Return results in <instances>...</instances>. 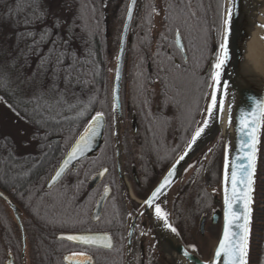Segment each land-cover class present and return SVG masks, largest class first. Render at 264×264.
Masks as SVG:
<instances>
[{"label":"trees","instance_id":"16d2710c","mask_svg":"<svg viewBox=\"0 0 264 264\" xmlns=\"http://www.w3.org/2000/svg\"><path fill=\"white\" fill-rule=\"evenodd\" d=\"M127 1L47 0L51 4V13L60 17L62 35L66 36L67 25L75 22L73 47L82 60L89 62L90 71L86 85H70L64 92L67 104L57 106V93L47 92L45 99L53 105L51 110L44 111L47 124L40 127L26 123L30 127V138L36 133L37 139L33 150L24 153L25 158L17 161L16 167L3 162L2 158L7 157L8 152L0 149V188L16 204L25 228H32L31 256L35 264H64L62 254L71 243L56 239V233L107 229L109 200L102 207L100 219L93 222L90 218L104 183L112 184L113 196L117 199L115 220L116 214L120 215L114 110L110 66L107 65L110 54L107 47V9L112 5L123 16ZM17 2L0 0V79L8 81L6 89L0 88V104L25 122L42 117L34 113L36 100L23 82L33 73H37L33 85L41 79L48 83L51 76L50 71L44 73L38 69L39 55L46 53L50 44L43 45L38 55L37 50H30L29 46L34 39H39V35L29 36L27 33H39L45 25L50 26L52 16L49 15L45 25H25L23 21L35 4L8 18V6L15 8ZM222 3L225 4V0H137L121 88L124 110L120 118V139L124 161L136 167L141 181V196L148 193L182 152L202 119V110L211 89V64L220 23L218 5ZM177 31L186 59L175 43ZM60 88L64 89L63 83ZM68 105L76 107L70 109ZM96 112H102L105 120L98 150L92 156L79 160L55 185L45 188L49 175L70 143ZM126 117L134 119L135 133L128 127ZM5 136L9 135L0 129V146L6 144ZM54 136H61V139L50 140ZM37 145L48 146L41 151ZM222 145L219 134L212 145L192 160L191 167L185 169L191 173L174 184L171 204L165 207L169 205L172 210L171 205L183 195L188 196L190 203H198L200 208L210 203L211 195L213 197L219 191ZM102 168L108 169L103 180L95 188L88 189L89 178ZM213 173L214 178L208 181ZM211 185L213 188L208 189ZM254 187L248 264H264V123ZM10 212L0 199V261L5 258L7 250L20 257L18 229H12ZM171 222L180 232L176 223ZM184 222L186 225L187 220ZM159 255L157 259L164 260L162 253ZM95 264L104 263L96 258Z\"/></svg>","mask_w":264,"mask_h":264},{"label":"snow or ice","instance_id":"6c2138e0","mask_svg":"<svg viewBox=\"0 0 264 264\" xmlns=\"http://www.w3.org/2000/svg\"><path fill=\"white\" fill-rule=\"evenodd\" d=\"M237 3L238 0H228L227 4L222 3L218 5L220 19L216 31L218 42L211 64V84L209 87L212 91L210 94V102L205 109L206 118L203 120L202 126L195 129L191 140L187 144V150L172 165V169L164 176L159 185L143 201L142 207L151 209L155 219L158 222H162L163 229L176 236H180V232L171 222L169 213L165 208L166 201L162 200L161 197L165 194L164 190L173 183L177 165L185 160L193 145L207 134L214 123L218 122V113L225 111L224 97L229 94V81L224 80L223 86H221V82L222 76L225 74V69L233 58L234 50L239 48V40L235 38L232 27L233 19L237 14ZM33 4H35V7L32 8L31 13L23 21L25 25L34 26L37 23L45 25L49 15L51 14L52 16L50 26L45 25L39 33H27L29 36L39 35V39H34L32 45L29 46L30 50L35 48L38 55L43 45L50 44L48 51L43 55H39L38 69L44 73L50 71L51 76L49 77L48 83H45L41 79L33 85V80L37 75V73H33L32 77L27 78L23 82L28 86L31 96L36 100L34 113L42 117L40 120H29L25 121V123L44 127L47 124V118H44V111L51 110L53 107L45 99L47 92L53 91L57 93L55 101L57 106L67 104L64 98V92L67 91L70 85H86L88 83L86 77L90 71V67L89 62L82 60L77 54V49L73 47L74 40L76 39L74 32L76 27L75 22L67 25V35H62L61 28L63 26L60 24V17L51 13V4L47 0H18L15 8L11 5L8 6L7 17L11 18L13 14L23 13L27 8L32 7ZM132 4H135V0H132ZM131 14L132 7H129V17H131ZM259 26L264 28V24H260ZM125 27L127 26L125 25ZM175 43L177 47L183 48L180 42L179 31H177V40ZM89 55H91L90 52ZM61 83L64 85L63 90L60 88ZM7 84L8 81L6 79H0V88L6 89ZM218 92L221 93V98L217 111ZM248 99L251 101V108L250 110H242L238 120V131L242 137L240 142L242 152L240 160L242 162L239 164H230L228 146H225L223 162L224 223L222 237L218 240L213 258L210 261L202 262V264H248L249 237L254 206L257 145L259 144L258 131L261 124L264 123V98H257L255 95H251ZM68 107L71 109L76 106L68 105ZM227 112V123L231 126L233 122L231 104ZM80 115H83V112ZM103 119L104 114L102 112H96L91 117L84 133L72 145L71 150L67 154V159L63 161V165L51 177L52 181L58 180L72 161H79L90 151L93 141L98 135L97 129L102 126L101 122ZM18 135L21 137L18 144L9 136H5L3 139L6 141V144L0 146V149L7 150L8 152V156L2 158L3 162L12 168L17 166V161L25 158L23 150L31 148L37 139L36 133H33L31 139H28L27 129L19 131ZM46 146L48 145H37L36 147L42 151ZM17 151H20L19 155L16 154ZM107 171L108 169L105 168L99 175H104ZM49 187H51V184ZM107 192L108 188L105 187V193ZM141 234L144 235L146 233L142 232ZM129 235L131 236V233ZM60 239L79 242L88 246H102L108 249L113 247L111 237L106 234L103 236L69 234L66 236L61 235ZM129 243H131V240H129ZM150 247L154 248L155 245ZM190 247L193 250L196 248L195 245H190ZM182 254L185 258L194 259L187 249H184ZM64 259L69 262L75 261V264H92V258L85 251L71 252ZM197 264H201V262H197Z\"/></svg>","mask_w":264,"mask_h":264},{"label":"water","instance_id":"95a60500","mask_svg":"<svg viewBox=\"0 0 264 264\" xmlns=\"http://www.w3.org/2000/svg\"><path fill=\"white\" fill-rule=\"evenodd\" d=\"M136 1L137 0H135V4H136ZM227 2H228V0H225V4H227ZM135 4L134 5L132 4V0H128V2H127L125 14H124V19H123V23H122V28H121V33H120V37H119V43H118L115 65H114V74H113V83H112V92H111L112 105H113V110H114L113 122H114V134H115L116 167H117L118 176L122 179H123L122 159H121L122 148H121V139H120L121 110H120V96H119L120 94L119 93H120V84H121V79H122V74H123V63H124V57H125V52H126V46H127V43H130V41H131V35L129 32V28H130V23H131L132 15L134 12ZM129 7H132L131 17H129V15H128V8ZM247 24H248V18H247V15L245 14V10H244V0H238L237 14L233 19L232 27L234 30L235 38L239 40V48L234 50L233 58L230 61L229 65L226 67L225 74L222 76V82H221V84H223L224 80L229 81L230 87L235 88L242 95V97L239 99V101L236 104L235 109H234V137H233L232 142L228 146V155H229L230 164H232V163L239 164L242 162L240 160V157L242 156L241 143H240L242 137H241V133L238 131V120H239V116H240L242 110H250V108H251V101L248 99V97L251 95H255L257 98H264V91L260 94V92L253 85L249 84V82H247L245 80L246 79L245 78V70H244V67L242 66L241 56H242V42H243L245 35L248 34ZM125 25L127 27H125ZM176 40H177V33L175 35V41ZM180 42L183 45L181 37H180ZM177 48L180 50L183 58L186 59V53H185L184 45H183V48H179V47H177ZM208 68H209V64L207 65L206 70ZM211 91H212V89H210L207 102L208 101L210 102ZM115 118H117V121H118V130L115 127ZM205 118H206V112H205V115L203 116V118L201 119V121L197 127L202 126V122ZM90 120H91V118L88 121H90ZM88 121L83 126V128L80 130V132L77 134V136L74 138V140L71 142V144L69 145V147L67 148V150L65 151V153L63 154V156L61 157V159L59 160V162L57 163V165L53 169V171L51 172V174L49 175V177L45 183V188H50L49 187L50 184H51V187L53 185H55L57 182L60 181V179L63 177V175L67 172V170L69 168L75 167V164L78 161H72L68 165V167L65 169L64 173H62L61 177L58 180H56V181L51 180V177H53L55 175V172L57 170H59L60 166L63 165V161L65 159H67V154L71 150V147L75 143V140L78 139L79 136L84 133L85 128L88 127ZM101 123H102V126L99 129H97L98 135L94 139L90 151H88L84 157L92 156L100 147V145L102 143V138H103L105 120L103 119V121ZM261 126H262V124H261ZM133 130L134 131L136 130L135 123L133 125ZM219 134L220 133L218 132V130L211 127V129L207 132V134L204 135L201 139H199L195 145H193V148L189 152V155L185 158L184 161H182L179 165H177L176 174L173 178V183L164 190L165 194L179 180L181 173L184 172L186 168H188V166L192 162V160L199 153L204 151L208 146L212 145L215 142V140L217 139V137L219 136ZM260 135H261V127L258 131L259 141H260ZM59 138L60 137H52L51 139H59ZM222 141H223V145H222V160H221V169H220V197L216 198V201L219 203V205L210 214V222L212 224H216L219 222V231H218V236H217L216 242L213 246L211 255L208 259L213 258L214 250L218 244V240L222 237V229H223V223H224V204H223L224 193H223V186L221 185L222 184L221 182L223 179V162H224L226 142L223 139V137H222ZM186 150H187V145L182 150V152L178 155V157L168 166V168L160 176V178L155 183V185L152 187V189L150 190L148 195H150L151 192L159 185V183L163 180L164 176L167 175L169 170L172 169V165L176 163V161L179 159V157ZM258 150H259V144L257 145L256 166H257V159H258ZM104 169L105 168L100 169L89 179V181L87 183L88 188H90V189L94 188L98 184V182L104 177L105 174L99 175V173L103 172ZM106 187L108 188V192L105 193V188L103 189L102 193L98 197V199H97V201H96V203L92 209L91 217H92L93 221L98 220V218L101 214L102 206L110 194V187L109 186H106ZM147 196H146V198H147ZM0 199L10 208L11 212L13 213V215H14L17 223H18V226H19V230H20V234H21V240H22V247H24L25 235H24L23 225H22L19 213H18L17 206L14 203V201L1 188H0ZM143 201H142V203H143ZM143 211L148 212V214H149V213H151L152 210L146 209L145 207H143ZM204 220H205L204 216H202L199 220L198 230H199L200 234H203V232H204ZM155 232H156L157 236L159 237V239H161L159 234L157 233L156 229H155ZM69 234L100 235V236H103L106 234V235L110 236L109 233L104 232V231H77V232H59L56 234L55 237L57 239H60L61 235L66 236ZM62 240H65V241H67L69 243H73V244L83 245L79 242L68 241L66 239H62ZM160 244H161L163 251L166 252L163 248L162 242H160ZM98 247H102V246H98ZM102 248H105V247H102ZM184 249H187V248L183 245V243L180 242V247L178 249L179 253L182 254ZM187 250L189 251L191 256L194 257L193 260L203 261L199 256H197L191 250H189V249H187ZM70 253L71 252L65 253L62 257V261L65 264H75V261L69 262V261L64 259ZM175 262H176V260H175ZM92 263H93V259H92ZM6 264H14L12 259H11V256L8 257Z\"/></svg>","mask_w":264,"mask_h":264},{"label":"flooded vegetation","instance_id":"af4514ba","mask_svg":"<svg viewBox=\"0 0 264 264\" xmlns=\"http://www.w3.org/2000/svg\"><path fill=\"white\" fill-rule=\"evenodd\" d=\"M136 3H137V1H136ZM135 6H136V4H135ZM124 14H125V12H124ZM133 14H134V12H133ZM123 19H124V15H123ZM132 23H133V15H132L131 23H130V28H129L131 40H132V28H131ZM121 28H122V26H121ZM120 33H121V30H120ZM119 37H120V35H119ZM118 43H119V38H118ZM118 43H117L116 53L114 55V61H113L114 64H113V71H112V78H111V92H112L114 65H115V60H116V55H117ZM130 43H131V41H130ZM130 43H127L126 51H127V48H128ZM125 58H126V52H125L124 63H123V72H124V68H125ZM108 63H110L109 57H108ZM122 80H123V74H122V79H121V84H120V93H119L120 94L119 96H120L121 117L123 115V111H122L123 106H122V99H121ZM125 113H126V110H125ZM126 119H127V117H126ZM134 123H135L134 119L131 118V120H128L129 127L132 129H133ZM135 126H136V124H135ZM135 131L133 130L134 133H135ZM54 137H60V138L59 139H51L52 138L51 137L50 140L56 141V140L61 139V136H54ZM70 169H72V168H69L67 170V172ZM122 170H123V179L118 176L117 167H116V175H117V178H116L117 181L116 182L120 186V188H119V190H120L119 191V193H120V195H119V197H120L119 198V214L120 215L116 214L117 218L115 220V218H114L115 217V209L118 206V204L116 203L115 200H117V199L115 196H113V190L114 189H113L112 184L104 183V186H103L101 192L99 193L98 197L100 196V194L102 193L103 189L106 186L110 187V194L106 199V201L109 200L108 214H107V218H108L107 219V229L106 230H91V231H104V232L109 233L111 240H112L113 247L111 249H108V248H102V247H98V246L78 245V244L71 243V245L69 246V249L62 254V257L65 253L74 252V251H76V252L85 251V252H87V254H89L92 257V259H93L92 264H95L96 258L102 259L104 264H159V260L157 259V257L159 256L158 243H159L160 239L155 232V221L156 220L152 221L151 217H149V215H148V212L143 211V207H142V205H143L142 201L146 198V196L148 195V193L150 192V190L152 188L148 191V193H146V195L141 196V181H140L139 176L137 175L135 165L130 164V163L127 164L123 159ZM105 175H106V173H105ZM125 177L127 178L129 185H127V182L125 181ZM103 178L98 182V184L103 180ZM173 186L167 192L168 194H169V192H171V194H172V192L174 191ZM88 189H90V188H88ZM91 189H93V188H91ZM172 189H173V191H171ZM164 196L162 198H164ZM185 207H186V205L184 204V206H183V203H181L178 206L177 211L175 210L174 207L171 210L169 205L167 207H165L166 211L169 213L171 221H174L179 228L182 227V224L185 225L184 221L186 219L187 214L179 213V211L181 209H184V211H185ZM101 212H102V209H101ZM91 213H92V210L90 212V218L93 221V219L91 217ZM129 214H131V215H129ZM150 215H152V214H150ZM10 216H11L10 223L12 222V224H11L12 229H14V231H16V229H18L19 256L20 257L16 256L11 250H7L6 254H5V258L2 261H0V264H6L9 256H11V259H12L14 264H35L33 257L31 256V241H32V236H33L31 234L32 228L29 226V228L26 229L23 222H22V219H21V222L23 225V230H24V235H25V243H24V247H22V240H21V234H20L18 223H17L12 212H10ZM202 216L205 217V220H204V226H205V223L208 220V217L210 219V215L208 216L205 214ZM100 217H101V214H100L98 219H100ZM154 219H155V217H154ZM93 222H96V221H93ZM142 232H144L146 234L142 235L141 234ZM129 233H131V236L129 235ZM56 234H55V236H56ZM129 240H131V243H129ZM152 245H155V247L151 248L150 246H152ZM160 247H161V244H160ZM167 261H168L167 264H174V263H172V261L170 259H168Z\"/></svg>","mask_w":264,"mask_h":264},{"label":"rangeland","instance_id":"374dc122","mask_svg":"<svg viewBox=\"0 0 264 264\" xmlns=\"http://www.w3.org/2000/svg\"><path fill=\"white\" fill-rule=\"evenodd\" d=\"M53 2H55L56 0H51ZM128 2V1H127ZM127 5V3H126ZM107 13H108V33H107V42H108V52L109 54V59H110V63H108L107 65H109V76H110V80L112 78V71H113V61H114V55L116 53V48H117V43H118V38L120 35V30H121V26H122V22H123V16H121V13L118 11L119 9L115 10V8L111 5V7H109L107 9ZM124 15V13H123ZM209 101L204 105L203 110H202V114H201V118H203V116L205 115V109L208 105ZM115 127L118 130V121L117 118H115ZM129 127V124H128ZM130 128V127H129ZM0 129L2 130V132L8 134L13 140L16 141V143H19V140L21 139V137L18 135L19 131H22L24 129H27L28 131V139L30 138V127L23 121H21L7 106L0 104ZM131 129V128H130ZM34 144L31 148L25 149L23 150L24 153L26 152H30L33 150ZM20 152V151H19ZM200 154V153H199ZM196 158V157H195ZM122 161L124 159V156L121 157ZM187 171V172H186ZM185 172L181 173V176L179 179H181L183 176H188V174L191 173V170H186ZM213 177L214 178V173L207 178L208 181H210ZM211 178V179H210ZM125 181L127 182V185H129V182L127 180V178L125 177ZM212 181V180H211ZM214 185V184H213ZM213 186L211 185L210 187H208V189H212ZM173 191V189L171 190ZM175 191V189H174ZM174 191L169 192V194H165L164 198H162V200L166 201V204H168L169 200H171V196H174ZM220 197V179H219V191L216 194H213V197L211 195L210 198V203H206L204 204L201 208L200 206L194 203H190L189 202V198L188 196L185 197V195H183V198H180V202L178 201L176 204L173 203L171 206H173L174 208H178V206L183 203L186 205L185 207V212L184 209L180 210L181 214H187L188 218L186 217L185 221L186 225L184 226L182 224V227L179 228L180 230V237L181 239L180 242L183 243V245L191 250L193 253H195L197 256H199L201 259H207L211 252H212V247L214 246V243L217 239L218 236V230H219V223L218 224H212L210 222V219L208 217V220L205 223L204 226V232L203 234H200V232L198 231V222L201 218L202 215H210L212 213V211L218 207L219 203L216 201V198ZM178 199V198H177ZM170 203V202H169ZM171 204V203H170ZM190 208V210H189ZM190 213L192 214L190 216ZM152 214V215H150ZM149 217H151L152 221H155L156 219H154V215H153V211H151V213L148 214ZM190 216V218H189ZM175 235V234H174ZM176 236V235H175ZM177 237V236H176ZM160 242L161 239L159 240L158 243V248H159V253H162L164 260H160L159 259V264H167L168 263V259H170L172 261V263L176 264L174 257L169 254L166 253L162 250V248L160 247ZM190 245H195L196 248L195 250H193ZM160 256V255H159ZM162 262V263H161Z\"/></svg>","mask_w":264,"mask_h":264},{"label":"bare ground","instance_id":"6f19581e","mask_svg":"<svg viewBox=\"0 0 264 264\" xmlns=\"http://www.w3.org/2000/svg\"><path fill=\"white\" fill-rule=\"evenodd\" d=\"M244 10L248 18V34L245 35L242 42V66L245 70V80L253 85L261 94L264 91V28L259 25L264 24V0H244ZM221 86H223V84H221ZM241 97V93L229 85V94L224 97L225 111L223 113H218L219 120L212 125V127L221 134L226 142V146L230 145L234 137V109ZM220 98L221 93L218 92L217 111L219 109ZM230 104L233 114L231 126L227 123V109ZM221 183L223 186V179ZM155 229L161 238L164 250L174 256L177 264H197V262H201L202 264V262L211 260L208 259L210 256L207 259H202L203 261L185 258L178 251L180 247V240L178 237L163 229L162 222H158L157 220L155 221Z\"/></svg>","mask_w":264,"mask_h":264}]
</instances>
